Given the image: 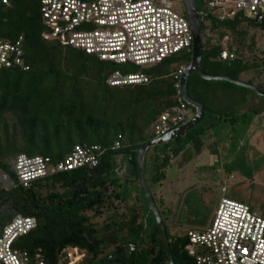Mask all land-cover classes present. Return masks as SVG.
I'll list each match as a JSON object with an SVG mask.
<instances>
[{
	"label": "trees",
	"instance_id": "obj_1",
	"mask_svg": "<svg viewBox=\"0 0 264 264\" xmlns=\"http://www.w3.org/2000/svg\"><path fill=\"white\" fill-rule=\"evenodd\" d=\"M207 8L201 17L203 71L264 92V50L257 52L264 21L242 11L221 20L219 11ZM43 33L39 0H9L8 5H0V37L14 41L23 37L29 66L28 71L0 72V170L16 181L20 155L42 156L58 164L76 146L96 145L108 151L97 167L50 174L27 188L16 185L0 190V234L18 215L35 217L36 229L19 238L15 248L31 253L42 249L46 264H68L63 254L67 249L86 252L81 264H168L152 214L144 229L147 202L142 191L140 200L136 196L133 202L121 191L138 180H120L116 168L129 158L136 167V150L157 138L153 125L166 110L178 106L175 77L191 64L192 53H179L147 70V83L112 87L107 80L114 67L83 51L47 41ZM224 52L234 58L222 60ZM250 73L249 79L242 78ZM188 91L205 106V118L217 119L177 138L174 147L169 142L148 150L145 171L148 167L156 183L166 179L171 160L189 144L201 153V137L211 127L223 120L247 124L264 116L263 97L227 81H206L194 72ZM116 143L120 148L114 150ZM169 221L164 218L174 263L196 264L185 249L191 231L172 229ZM135 242L138 247L131 256L130 246ZM121 248L125 249L123 258L115 255Z\"/></svg>",
	"mask_w": 264,
	"mask_h": 264
},
{
	"label": "built area",
	"instance_id": "obj_2",
	"mask_svg": "<svg viewBox=\"0 0 264 264\" xmlns=\"http://www.w3.org/2000/svg\"><path fill=\"white\" fill-rule=\"evenodd\" d=\"M43 38L85 52L100 62L114 67L107 84L112 87L148 82L144 72L179 54L192 53L194 35L184 12L178 11L173 0H39ZM9 0H0L8 5ZM210 9L220 12L221 20L238 11L264 21V0H207ZM234 55L224 52L222 60ZM131 65L138 73L123 74L118 67ZM20 68L29 70L25 61L23 37L7 40L0 37V72ZM178 106L166 110L153 125L157 138L187 122L190 106L180 95ZM116 143L113 149H119ZM108 149L100 146H76L58 164L42 156L20 155L15 164L16 181L0 170V190L16 185L29 187L50 174L97 167ZM226 187L223 188V192ZM37 227L35 217L16 216L0 234V264H46L42 249L35 253L15 248L17 240ZM186 251L196 264H264V209L252 210L248 205L222 198L213 224L205 232H189ZM64 250L63 254L69 257Z\"/></svg>",
	"mask_w": 264,
	"mask_h": 264
},
{
	"label": "rangeland",
	"instance_id": "obj_3",
	"mask_svg": "<svg viewBox=\"0 0 264 264\" xmlns=\"http://www.w3.org/2000/svg\"><path fill=\"white\" fill-rule=\"evenodd\" d=\"M173 3L178 11L184 12L179 0H173ZM196 3L201 12L209 10L203 0H196ZM258 39L257 52L264 50V34H258ZM118 68L123 74L140 71V68L131 65ZM144 72L147 74V71ZM250 77L251 73L242 76L244 80ZM261 80L264 81V72ZM190 113L187 121L194 115L193 108H190ZM216 119L217 116H206L200 128ZM201 139V153H197L189 144L175 160H171L172 165L168 166L165 180L159 183L152 181L147 167L146 176L163 218L170 220L172 229L177 228L184 233L208 231L222 198L244 203L257 212L264 209V116L247 124L223 120L207 130ZM170 143L171 147L176 144L173 141ZM121 191L132 202L136 196L140 200L138 181L121 188ZM67 250L68 264L83 263L86 252ZM74 250L77 251L76 255H72ZM110 253L111 250L106 254ZM76 256L81 259L74 261Z\"/></svg>",
	"mask_w": 264,
	"mask_h": 264
},
{
	"label": "water",
	"instance_id": "obj_4",
	"mask_svg": "<svg viewBox=\"0 0 264 264\" xmlns=\"http://www.w3.org/2000/svg\"><path fill=\"white\" fill-rule=\"evenodd\" d=\"M183 7L184 13L188 18L192 32L194 35V43L192 49V62L184 71L180 79V95L182 100L188 104L191 108L194 109V115L187 122L182 124L180 127L170 131L169 133L153 139L152 141L143 144L136 150V167L134 166V161L132 158H129L126 162H121V164L116 168V174L120 180L129 181V180H138L142 194L147 202V211L145 213V228H147L148 217L152 214L155 218L156 224L159 229L160 237L163 243V247L167 254L168 264H175L173 256L170 249V242L167 236V229L164 222V218L157 206L155 196L150 188L146 171H145V159L146 154L149 149L164 145L166 143L172 142L179 137L187 135L195 127L199 126L204 120L206 115V108L200 102L194 100L189 95L188 91V82L192 73L197 72L198 75L206 81H227L233 83L237 86H241L247 89H250L258 96L264 98V92L258 89L257 87L250 85L245 82L237 81L229 77L223 76H211L207 75L201 66L203 59V39L201 32V22L203 12L198 9L196 0H179ZM128 183V182H127ZM126 183V184H127ZM138 244L135 242L130 246V255L134 256L137 250ZM116 256L123 258L125 256V249L121 248L116 253ZM113 258V256H111Z\"/></svg>",
	"mask_w": 264,
	"mask_h": 264
},
{
	"label": "bare ground",
	"instance_id": "obj_5",
	"mask_svg": "<svg viewBox=\"0 0 264 264\" xmlns=\"http://www.w3.org/2000/svg\"><path fill=\"white\" fill-rule=\"evenodd\" d=\"M76 252H77V251L74 250L73 253H72V255H76ZM80 259H81L80 257H77V256H76V258L74 259V261H78V260H80Z\"/></svg>",
	"mask_w": 264,
	"mask_h": 264
},
{
	"label": "flooded vegetation",
	"instance_id": "obj_6",
	"mask_svg": "<svg viewBox=\"0 0 264 264\" xmlns=\"http://www.w3.org/2000/svg\"><path fill=\"white\" fill-rule=\"evenodd\" d=\"M162 153H163V151H162ZM161 155H163V154H161ZM174 160H175V159H174ZM122 161L124 162V160H122ZM122 161H121V162H122ZM118 166H119V165H118Z\"/></svg>",
	"mask_w": 264,
	"mask_h": 264
}]
</instances>
